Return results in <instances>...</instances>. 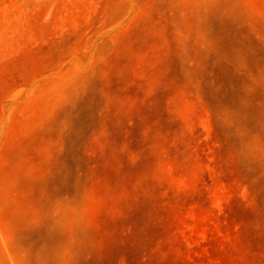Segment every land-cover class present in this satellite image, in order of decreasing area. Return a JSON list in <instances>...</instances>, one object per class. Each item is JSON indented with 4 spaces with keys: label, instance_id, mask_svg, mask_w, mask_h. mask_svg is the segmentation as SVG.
<instances>
[{
    "label": "rangeland",
    "instance_id": "1",
    "mask_svg": "<svg viewBox=\"0 0 264 264\" xmlns=\"http://www.w3.org/2000/svg\"><path fill=\"white\" fill-rule=\"evenodd\" d=\"M0 264H264V0H0Z\"/></svg>",
    "mask_w": 264,
    "mask_h": 264
}]
</instances>
